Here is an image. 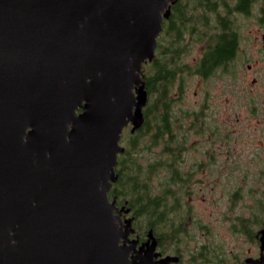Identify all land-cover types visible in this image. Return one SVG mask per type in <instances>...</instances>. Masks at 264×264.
I'll use <instances>...</instances> for the list:
<instances>
[{"label": "water", "instance_id": "obj_1", "mask_svg": "<svg viewBox=\"0 0 264 264\" xmlns=\"http://www.w3.org/2000/svg\"><path fill=\"white\" fill-rule=\"evenodd\" d=\"M177 1L0 0V264H151L109 193Z\"/></svg>", "mask_w": 264, "mask_h": 264}, {"label": "trees", "instance_id": "obj_2", "mask_svg": "<svg viewBox=\"0 0 264 264\" xmlns=\"http://www.w3.org/2000/svg\"><path fill=\"white\" fill-rule=\"evenodd\" d=\"M231 1L193 0L192 10L186 13L188 19L183 16L180 21L170 19L164 22L155 59L143 68L148 89V104L143 111L145 124L133 134L127 131L122 135L125 152L118 158V182L112 191L121 203L126 201L129 204L131 214L140 224L173 221L169 207H176L190 190L189 186L194 184L193 176L202 153L191 145V138L198 137L201 143H207L205 131L218 127L215 121L208 122L206 117L203 118L201 106L182 108L179 103L189 80H221L234 63L240 38L232 27L234 23L226 17L232 9ZM246 4L247 0L241 6ZM194 45L201 46L203 51L196 61L189 64L187 59ZM174 89L177 90L176 97L173 96ZM199 119L200 125L196 123ZM197 127L202 131L195 130ZM218 135L217 132L211 134L212 137ZM225 137L228 142L229 135ZM194 153H197L195 158ZM205 156L209 157L210 153L205 151ZM191 158L197 159L193 161L194 164L190 163ZM232 168L233 165L230 170ZM209 171L213 172L210 168ZM259 173L260 176L264 175V168ZM259 182V179L256 180V184ZM243 189V186L236 187L234 195L243 196V192H246V196L255 200L254 212L262 211L264 205L258 200L262 193L252 186ZM172 194L176 203L167 205L166 200ZM175 216L181 220L183 211L180 210ZM240 217L244 224H264V219L252 217L245 220L244 216Z\"/></svg>", "mask_w": 264, "mask_h": 264}, {"label": "flooded vegetation", "instance_id": "obj_3", "mask_svg": "<svg viewBox=\"0 0 264 264\" xmlns=\"http://www.w3.org/2000/svg\"><path fill=\"white\" fill-rule=\"evenodd\" d=\"M242 1L245 2L246 0H232V9L226 17L231 19L232 23H234L232 27L237 30L239 38L240 22L247 21L251 23L253 28H255V37L260 39L259 44L261 43V47H259L257 51L264 53V0H247L245 6H241L243 3ZM192 4L193 0H178L171 7L168 18L163 21V31L164 22L170 19L180 21L183 16L188 19L189 15L187 14L192 10ZM221 11L224 12L222 8ZM239 49L240 43L238 45V51ZM202 51L203 48H201L199 53ZM198 56L199 54L197 57ZM197 57L193 59V62L196 61ZM246 68L248 70L251 69L250 66ZM251 84L255 85L256 81L253 79ZM209 98L210 97L206 95L204 105H198V107L201 106L200 108H203L201 111V113H203V118L206 117L208 122H214L215 115H210L209 113ZM261 103L262 111L264 112V100H262ZM257 110L258 108L252 105L248 113L252 116L256 114L253 111ZM191 119L194 121L193 118ZM257 121L258 124L264 125V119H258ZM196 123L200 125V119L197 120ZM215 123L218 127L212 128V131L206 130L204 133L206 135L204 139L207 143H201L198 137H193L196 142L192 141L191 145L197 147L206 144L208 148L201 150L202 153L197 164L198 168L195 170L196 173L193 176L195 181L194 184L189 186L190 190L178 201L176 207H169V215L172 214L173 221L141 224L136 222V217L131 214L129 204L126 201L121 203L118 196L112 192L117 183L112 186L109 199L115 200L117 211L114 213H120L122 221L132 220L134 232L129 234L125 242L121 243L123 246L130 249V260L132 257L140 255L142 257L148 256L147 258L150 259L149 261L151 264H247L248 260H255L259 257V232L264 227V224L262 226L260 224L254 226L253 223L244 224L242 222L243 218L240 216L224 219L229 222H214L208 224L204 222L202 218L200 219L195 215L193 210L192 202L196 201L194 198L205 201L209 197V193H212V190H206L207 184L205 186V182L210 181V176L206 175V177L202 178L199 174L208 173L211 167L214 168L215 172H223L227 169V160H221L219 158L220 155H216L213 148L217 147L216 149L219 150L222 145H225L227 142L225 135L231 134V132H227V128L221 121L215 120ZM199 127L195 130L202 131ZM125 131L130 133V127H127L123 133ZM213 132H217L219 134L218 137H212L211 134ZM212 140L214 141L213 143ZM205 151L210 153L209 157L205 156ZM196 160H192L191 158L190 163L194 164L195 162L193 161ZM218 175H220V173ZM219 178L220 176L215 179V182L219 181ZM234 193L235 191L227 196L229 208L235 205L234 203L236 200L242 198V196L234 195ZM174 203L176 202L172 194L171 197H168L166 200V204L173 205ZM180 210L183 211L184 216L181 220H178V216H175V214H178ZM244 219L246 220L247 218L244 217ZM132 242H135V245H133Z\"/></svg>", "mask_w": 264, "mask_h": 264}, {"label": "rangeland", "instance_id": "obj_4", "mask_svg": "<svg viewBox=\"0 0 264 264\" xmlns=\"http://www.w3.org/2000/svg\"><path fill=\"white\" fill-rule=\"evenodd\" d=\"M240 24V49L234 63L228 67L226 76L221 80L208 82L192 78L186 83L179 103L182 108L195 109L200 104L204 105L205 96L208 95L210 115H215L214 121H221L227 132H231L225 145L219 150L217 147L213 148L221 160H227V169L215 172L211 167L212 173L208 171L199 174L202 178L210 176V181L205 182V186L207 184L206 190H212V193H209L205 201L194 198L196 201L192 202V206L195 215L208 224L229 222L224 219L241 215L245 218L264 219V209L254 212L255 200L246 196V192H243L242 198L236 200L231 208L227 198L236 187L243 186V190H247L252 186L258 193H262L258 200L264 205V175L260 176L259 173L264 168V125L258 124L257 121L264 119L261 107V101L264 100V53L257 51L261 43L259 44L260 39L255 37V28L252 24L247 21ZM200 47L199 45L192 47L187 59L189 64H192L193 59L199 54ZM247 66L251 69L248 70ZM253 79L256 81L255 85L251 84ZM176 95L177 90L174 89L173 96ZM252 105L258 110L253 111L256 114L251 116L248 110ZM191 140L196 142L194 138ZM121 144L124 145L123 140ZM196 148L200 151L207 149L208 146L205 144ZM195 155L197 156V153H194V157ZM231 165L233 168L230 170ZM219 176V181L215 182ZM258 179L260 182L256 184Z\"/></svg>", "mask_w": 264, "mask_h": 264}]
</instances>
